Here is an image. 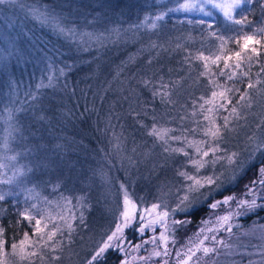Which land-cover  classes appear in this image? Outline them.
I'll return each mask as SVG.
<instances>
[{
  "label": "trees",
  "instance_id": "16d2710c",
  "mask_svg": "<svg viewBox=\"0 0 264 264\" xmlns=\"http://www.w3.org/2000/svg\"><path fill=\"white\" fill-rule=\"evenodd\" d=\"M184 2L185 0H92L88 5L79 3L78 11L72 12L67 18L80 31L77 32L75 42L53 31L48 25L38 24V21L24 31L28 44L35 47L44 61L37 60L35 65L18 69L19 72L10 76L9 81H0V144L7 134L5 109L10 108L19 128L16 139L12 142L15 151L21 153L15 163L32 168L26 178L29 187L35 185L42 195L50 196L58 195L53 192V185H59L60 191L66 195L69 190L68 185L62 183L64 176L69 177L76 172L81 174V179L86 180L102 177L107 172L104 163L111 167L110 151L114 154L119 149L116 144L124 135L125 146L133 149L136 156L159 159L153 160L155 163L169 159L170 164L165 166L167 175L177 178L180 183H186L178 175L182 170L191 171L190 165L187 169L183 166L186 158L180 154L165 152L164 146L149 133L153 126L166 127L174 130L170 135H187L189 139L193 138V134L187 130L196 128L194 121L202 117H192L191 113L198 110V105L202 103L199 97H207L209 94L207 78L200 75L203 71L202 61L195 57L201 52L206 56L216 52L219 41L210 36V32L223 34L226 39L236 33L225 31V21L219 13H215L213 18L198 13L168 11ZM51 3L52 0L48 2ZM252 7L254 10L249 17L252 25L246 27L245 31L264 27V11L259 7V0ZM208 10L215 12L211 8ZM165 12L167 15L162 20H154L155 16ZM145 17L153 19L145 24ZM199 19L211 23L213 28L196 24L195 21ZM153 22L157 25L156 28L150 27ZM87 29L96 30L93 35L100 38L99 41L90 42V46L79 43V38ZM109 31L111 33L106 34ZM116 35L119 38L115 42ZM85 47L87 51L84 50ZM227 48L236 50L238 46L229 41ZM50 65L58 77L54 80V87H38L41 81L47 84ZM212 67L215 71V66ZM61 68L65 72L63 76L59 75L58 70ZM258 68L259 65L252 67L253 78ZM223 80L221 77L220 81ZM145 81L149 83L146 85ZM161 85L168 87L162 88ZM154 91L169 92L170 95L161 97L154 95ZM235 103L234 99L233 104ZM263 115L264 113L256 115V123H252L264 121ZM182 117H186V120ZM233 125L234 131L226 133L224 142L220 144L226 153L238 152L233 144L236 129L240 126L246 132L250 130V134L255 137L257 131L256 141L264 139V124L252 129V124L247 119H240L233 121ZM195 138L200 139V134L197 133ZM169 144L171 147L181 146L171 140ZM38 150L43 152L41 156L36 154ZM12 154L15 153H9ZM223 154L225 153H218ZM262 159L264 156L257 153L246 174L237 182L225 184L221 190L203 200L193 212L177 213V219L187 218L191 222L187 226H177V243L175 247L169 245L173 250V255L167 258L169 264H176L175 251L198 230L202 220L212 215L213 210L207 207L209 201L228 195L242 196L245 185L257 173L255 165ZM223 163L221 161L217 165L221 167ZM54 171L64 172L61 180L55 179L58 174L54 175ZM207 171L208 168H205L201 170V174ZM8 172L11 173V170ZM158 174L161 171L158 170L156 176L146 182L138 181L135 190L139 195L136 197L129 193L133 200L139 203L142 199L144 206L148 207L158 199L152 193ZM109 177L112 178L110 175ZM122 196L116 202L117 208L120 207ZM18 199L20 197H7L0 201V224L5 227L4 236L8 244L13 239L20 240L23 231L27 230L26 221L21 219L19 226L16 224L17 208L22 206L17 203ZM257 203L264 204V200L258 199ZM224 208L216 211L223 213ZM117 214L118 210L109 224L107 234L114 223L118 222ZM234 222L240 225L239 229H233L240 237L237 241L242 245L240 251L257 253L259 249L255 246L264 244L259 238L260 227L264 226V207H258ZM138 227L139 220L125 229L123 244L126 249L148 236V232L139 234ZM251 229H256L255 235H241ZM146 248L147 251L140 249L137 256H147L152 247L146 245ZM124 254L118 249H109L103 257L98 258V264H120ZM92 255L93 253L82 264H87ZM249 259L259 261L260 257L236 255L231 257L230 263L247 264ZM224 263L225 257L219 264ZM136 264L142 262L137 261ZM149 264H163V258H153Z\"/></svg>",
  "mask_w": 264,
  "mask_h": 264
},
{
  "label": "snow or ice",
  "instance_id": "6c2138e0",
  "mask_svg": "<svg viewBox=\"0 0 264 264\" xmlns=\"http://www.w3.org/2000/svg\"><path fill=\"white\" fill-rule=\"evenodd\" d=\"M257 2L258 0H185L179 7L168 10L198 13L213 18H215V13H219L225 21V31L235 32L236 35L226 39L223 34L217 35L216 31L210 32L209 35L219 41L216 52L208 56L201 52L195 57L196 60L202 61L203 71L200 75L207 78L209 94L207 97L203 95L199 97L202 103L198 105V110L191 113L192 117H197V115L202 117L194 121L196 128L187 130L193 134V138L189 139L187 135H170L174 130L166 127L153 126L149 133L164 146L165 152L184 156L186 158L183 165L185 169L191 166V171L178 172V175L186 182L182 188L183 195L176 197L174 206H171L161 196L150 206L145 207L142 199L139 203L133 200L128 189L121 184L123 202L118 208V222L114 223L107 236L101 240L87 264H98V258L103 257L109 249H118L128 254V249L123 244L125 229L137 220H139L138 231L141 235L146 230L156 233L159 228L162 231L131 247V253H138L145 244H151L152 249L147 256L131 255V259H123L122 264H136L137 261L149 264L153 258H163V264H169L167 258L173 255V250L169 245L175 247L177 243L175 236L177 226H187L191 222L187 218L177 219V213L193 212L208 196L221 190L225 183H235L242 178L256 153L264 156V139L256 141L255 137H249L250 141L256 142L251 145V151L244 159H241L239 152L226 153L220 147L225 140L226 133L234 131L233 121L246 119L241 108L251 109L255 97H264V61L259 59L264 51V27L244 30L252 25L249 17L254 10L252 6ZM0 5L19 6L41 24L50 26L53 31L75 42L77 36L75 30L66 28L60 18L50 12L46 6L37 3L25 4L24 0H0ZM259 7L264 11V0H259ZM209 8L214 9L215 12L208 10ZM165 15H167L166 12L161 13L155 16L154 20H162ZM150 19L153 18L145 17L144 23L147 24ZM195 23L213 28V25L204 19H199ZM156 26L154 22L150 25L151 28H156ZM3 39V35H0V40ZM99 39L92 33H84L79 38V43L90 46V42L99 41ZM229 41L238 48L228 49ZM84 50L87 51V47ZM12 55L14 53L11 51L0 50V66H4L8 57ZM221 61H223L222 66ZM230 61L232 63H229ZM255 65H259V68L253 78L252 67ZM212 66H215V71ZM58 71L60 76L65 75L64 69L61 68ZM49 72L47 84L41 81L38 87H54V80L58 77L51 65ZM221 77L224 78L223 82L220 81ZM148 83L145 81L146 85ZM161 87L167 88L168 86L161 85ZM156 94L161 97L170 95L169 92L154 91V95ZM234 99L235 104H233ZM5 111L8 127L3 143L0 144V149H2L0 151V185H7L8 188L7 190L0 188V201H4L7 197L23 196L22 201L17 200V203L22 206L17 208L16 224L19 226L21 219L26 221L27 230L23 231L20 240L13 239L8 244L4 236L5 227L0 224V264H25V262L37 264V261L40 264H48L50 260L59 261L62 259L60 253L65 246L64 238L67 237L68 242L71 243L72 233L76 231L75 222L77 220L80 223L84 222V213L81 210L86 207L83 202L84 197L76 198L77 202L73 204V198L65 196L60 191L59 185H53V192L58 194L56 199L42 195L35 185L28 186L26 178L32 172V168L15 163L21 153L15 151L12 142L15 141L19 128L14 122L15 115L12 109H5ZM221 113L227 114L222 115ZM184 118L186 117H182ZM261 123L264 124V121ZM197 133L200 134V139L195 138ZM170 140L178 142L181 146L171 147ZM222 152L225 154L218 155ZM9 153L15 154L9 155ZM221 161L224 162L221 164L222 170L217 172L215 165ZM255 166L257 173L245 185L242 196L228 195L222 199L209 201L207 207L213 210L212 215L202 220L198 230L175 251L176 264H217L220 256L233 257L236 255H259V261L249 259L247 264H264V244L255 246L259 249L257 253L242 252L240 251L242 245L237 243L240 237L233 231L234 228H240V225L234 222L239 217L258 207H264V204L257 203L258 199L264 200V159ZM205 168H208V171L201 174V170ZM9 170H11V175L8 174ZM224 206L229 207L224 208ZM222 208H224L223 213L216 211ZM221 233L224 235L222 236ZM255 233L256 229H251L241 235L252 236ZM259 238L264 241V226L260 227ZM12 258L15 260L13 261Z\"/></svg>",
  "mask_w": 264,
  "mask_h": 264
},
{
  "label": "rangeland",
  "instance_id": "374dc122",
  "mask_svg": "<svg viewBox=\"0 0 264 264\" xmlns=\"http://www.w3.org/2000/svg\"><path fill=\"white\" fill-rule=\"evenodd\" d=\"M49 1L50 0H24V3H37L46 6L50 12L60 18L62 24L66 28H72L76 33L80 32L79 29L76 28L77 25L68 21L67 18L72 12L78 11L77 5L79 3L88 5L92 0H52L53 3L48 4ZM110 1L117 2L123 0ZM107 5L108 4H106V6ZM107 10L109 11L110 8H107ZM0 19V35H3L4 37L3 40H0V50L4 52L11 51L14 53V55L8 57L4 66H0V81H9L10 76H14V74L19 72L18 69L24 68L27 65L30 66L31 64L35 65L37 60L43 62L44 58L34 46L28 44V38L24 33L32 23H36L38 20L29 15L26 10H22L19 6L12 7L9 5H0ZM37 23L41 24L39 21ZM81 23H83V19L81 20ZM110 31L106 34H110ZM116 32H118V30H116ZM84 33L94 34L96 33V30L90 31L87 29ZM116 36L117 37L114 39L115 42L117 41V38H119V35ZM260 57L261 61H264V54H261ZM241 112L246 116L247 121L252 124L250 128L252 127L253 129L254 126L262 124L261 122L257 124H253L252 122H255L254 117L256 115L264 113V97H255L253 107L251 109L241 108ZM243 125L244 124H242V126ZM242 126L236 129L237 133L233 145L242 155L241 158L244 159L251 151V145L256 141L249 140V137H255V135H251L250 130L248 132L242 130ZM255 133L257 137L258 132L255 131ZM125 139V135L119 139L116 144L119 145V149H116L114 154L110 151L109 156L111 157V167L104 163L107 172L105 171L102 174V177L86 180L85 178L81 179L79 177L81 174H77L76 172L69 177L64 176L62 183L64 182L65 185L67 184V189L69 190L66 192L68 194L65 196L72 197L73 204L77 202L76 198L84 197L83 202L86 207L81 209L84 213V222L80 223L79 220L75 222L74 226L76 231L72 233L71 243L68 242L67 237L64 238L65 246L60 253L62 259L59 261L50 260L48 261V264H82L89 255L94 253V250L99 246L101 240L105 238L109 224L118 210L116 202L119 201V197L123 195V190L120 188L121 184L128 189L130 194L137 197L139 194L135 188L138 181L142 180V182H146V180L151 179V177H155L159 170L161 171V174H158L159 178L154 182V188L152 190V193L156 198L162 196L171 206H174L176 197L178 195H183L182 188L185 183H180L177 178L167 175V167L165 166L170 164L169 159L166 162L159 161L158 163H155L153 160L159 159L150 160L144 155L136 156L133 149L125 146ZM122 143L124 146H122ZM36 154L41 156L43 152L38 150ZM256 155L257 153L255 156ZM52 167H54V165ZM215 168L217 172L222 170L218 165ZM54 173V175L58 174L55 179L61 180L64 175L63 171H60L59 173L54 171ZM8 174L11 175L9 172ZM109 175L113 179L110 178ZM0 188L7 190L8 186L0 185ZM48 197L50 199H56L58 195L52 194ZM18 200L22 201L23 196ZM120 202V206H122L123 196L120 198ZM78 214L79 213H77V215ZM160 231H162V229L159 228L156 233L146 230L145 233L148 232V236H145V238L138 243H141L145 239H150L154 234L158 235ZM146 245L152 247L151 244H145L141 249H147ZM124 255L125 257L123 259H131V255H138V253H131V248H129L128 254L125 253ZM224 257L225 256H220L217 260V264H219ZM230 259L231 257H225L224 264H232L230 263ZM12 260L14 261L15 258H12ZM122 261L120 264H122ZM25 264H27V262H25ZM37 264H40V262L37 261Z\"/></svg>",
  "mask_w": 264,
  "mask_h": 264
}]
</instances>
